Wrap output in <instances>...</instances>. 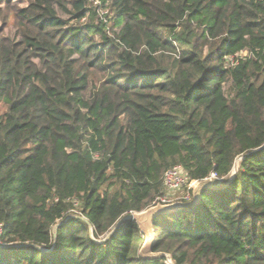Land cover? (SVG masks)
Wrapping results in <instances>:
<instances>
[{
  "label": "trees",
  "instance_id": "trees-1",
  "mask_svg": "<svg viewBox=\"0 0 264 264\" xmlns=\"http://www.w3.org/2000/svg\"><path fill=\"white\" fill-rule=\"evenodd\" d=\"M238 158L154 251L264 264V0H0V264H166L117 223Z\"/></svg>",
  "mask_w": 264,
  "mask_h": 264
},
{
  "label": "water",
  "instance_id": "water-1",
  "mask_svg": "<svg viewBox=\"0 0 264 264\" xmlns=\"http://www.w3.org/2000/svg\"><path fill=\"white\" fill-rule=\"evenodd\" d=\"M238 158L234 164L232 172L228 179H218V178H208L201 181H198L197 186L193 189V199L190 202H174V203H157L155 205L150 206L149 208L142 211H134L128 214L125 218L117 223V226L121 224L123 220L130 219L137 223L139 229L145 236V241L140 248L139 254L144 259L154 260L159 258H166L169 262L173 263L172 256L163 251H154V245L156 243V234L155 228L153 225L154 217L159 213L170 212L179 208H183L186 206H193L197 204L201 197L202 193L205 189H218L223 188L229 184V182L235 177L238 169H239V160ZM116 226V227H117ZM115 227V228H116Z\"/></svg>",
  "mask_w": 264,
  "mask_h": 264
},
{
  "label": "built area",
  "instance_id": "built-area-1",
  "mask_svg": "<svg viewBox=\"0 0 264 264\" xmlns=\"http://www.w3.org/2000/svg\"><path fill=\"white\" fill-rule=\"evenodd\" d=\"M209 177L218 178V176L214 172L211 173ZM190 182L192 181H190L187 173L181 166H174L173 168L166 170L163 176V183L167 194L163 197H158L153 204L155 205L157 203H170L171 200L169 199L168 193L170 191H177L179 188L182 189ZM191 191L192 189L189 188L187 195H185L180 201H190L192 198Z\"/></svg>",
  "mask_w": 264,
  "mask_h": 264
},
{
  "label": "rangeland",
  "instance_id": "rangeland-1",
  "mask_svg": "<svg viewBox=\"0 0 264 264\" xmlns=\"http://www.w3.org/2000/svg\"><path fill=\"white\" fill-rule=\"evenodd\" d=\"M28 1L29 0H13V2L16 3L19 6H25ZM94 79H97V77L95 76ZM239 162H240V160H239ZM239 162H238V164H239ZM209 178H213V177H209ZM197 182L198 181H192L188 185H185L182 189L179 188L177 191H170L168 193L169 199L171 200L170 203L179 202L185 195H187L189 188L192 189L191 195H193V189L197 186V184H198ZM110 234H111V232L109 234H107V236L104 239H106L107 237H109ZM165 263L166 264H175L174 260H173V263H171L166 258H165Z\"/></svg>",
  "mask_w": 264,
  "mask_h": 264
}]
</instances>
